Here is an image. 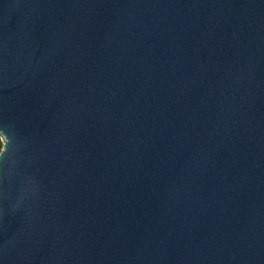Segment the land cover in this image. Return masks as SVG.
Segmentation results:
<instances>
[{"label":"water","instance_id":"1","mask_svg":"<svg viewBox=\"0 0 264 264\" xmlns=\"http://www.w3.org/2000/svg\"><path fill=\"white\" fill-rule=\"evenodd\" d=\"M0 264H264V0H0Z\"/></svg>","mask_w":264,"mask_h":264},{"label":"trees","instance_id":"2","mask_svg":"<svg viewBox=\"0 0 264 264\" xmlns=\"http://www.w3.org/2000/svg\"><path fill=\"white\" fill-rule=\"evenodd\" d=\"M1 147H2V142H1V140H0V150H1Z\"/></svg>","mask_w":264,"mask_h":264}]
</instances>
